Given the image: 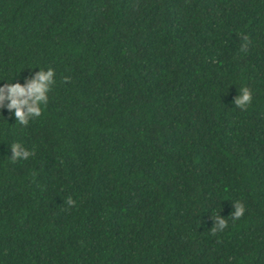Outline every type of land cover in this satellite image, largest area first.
<instances>
[{"label": "trees", "instance_id": "16d2710c", "mask_svg": "<svg viewBox=\"0 0 264 264\" xmlns=\"http://www.w3.org/2000/svg\"><path fill=\"white\" fill-rule=\"evenodd\" d=\"M37 68L41 115L0 106V264H264V0H0V84Z\"/></svg>", "mask_w": 264, "mask_h": 264}, {"label": "clouds", "instance_id": "9594fccd", "mask_svg": "<svg viewBox=\"0 0 264 264\" xmlns=\"http://www.w3.org/2000/svg\"><path fill=\"white\" fill-rule=\"evenodd\" d=\"M241 47L243 48L244 45H241ZM53 77L54 71L51 68H37V71L26 78L23 83L0 84V106L8 110L20 125L27 124L31 118L41 115L42 106L47 102V94L54 82ZM250 100V92L246 88H242L239 95L234 98L233 103L236 107L243 109ZM9 148L11 152L10 161L26 160L33 155L32 152L19 143H13ZM66 203L69 206L75 205V201L71 197L67 199ZM243 212L244 207L241 203H232L231 217L233 220L241 217ZM213 224V233L220 232L227 226L226 220L217 213Z\"/></svg>", "mask_w": 264, "mask_h": 264}]
</instances>
